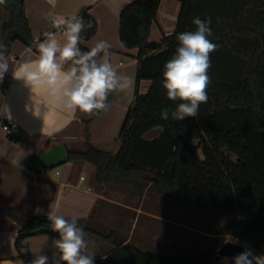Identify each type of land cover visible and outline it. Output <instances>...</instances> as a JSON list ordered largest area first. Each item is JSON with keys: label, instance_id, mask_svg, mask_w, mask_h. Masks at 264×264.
Returning a JSON list of instances; mask_svg holds the SVG:
<instances>
[{"label": "trees", "instance_id": "1", "mask_svg": "<svg viewBox=\"0 0 264 264\" xmlns=\"http://www.w3.org/2000/svg\"><path fill=\"white\" fill-rule=\"evenodd\" d=\"M161 1L134 0L120 14V40L126 48L138 49L139 67L135 99L118 137L117 155L89 143L85 151L66 149L65 163L91 164L107 184L135 182L141 192L148 188L168 195L209 220H232L233 238L264 255V132L257 131L264 128V0H182L175 32L154 43L149 36ZM5 5L10 20L2 25L0 43L5 48L0 51L6 58L12 44L20 41L38 53L24 0H6ZM79 16L92 24L81 33L83 40H89L98 23L86 13ZM197 16L211 17L213 35L209 39L219 46L210 54L208 100L200 105L197 117L164 120L161 110L178 103L168 100L162 87L164 64L179 46L177 35L195 30L192 20ZM78 47L89 50L80 43ZM144 80L151 81L146 94L140 92ZM1 93L0 88V97ZM110 100L111 94L108 103ZM156 128L161 129L160 134L146 140L145 135ZM17 220V255L23 264H30L27 239L40 235L58 238V234L51 231L47 216ZM78 224L88 233L87 238L110 247L94 257L95 264H213L217 253L213 250L188 258L163 255L126 240L118 242L115 232L103 234L86 220H78Z\"/></svg>", "mask_w": 264, "mask_h": 264}, {"label": "crops", "instance_id": "2", "mask_svg": "<svg viewBox=\"0 0 264 264\" xmlns=\"http://www.w3.org/2000/svg\"><path fill=\"white\" fill-rule=\"evenodd\" d=\"M133 1L24 0L25 16L34 39H39L44 32H55L57 39L63 43L64 29L53 28L54 18L67 19L83 13L93 17L98 23L96 34L89 40L81 38L79 43L90 49L97 41H108L111 45L107 53L110 62L121 75L131 76L134 86L126 92L111 93L107 112L92 116L79 111L73 113L51 102L40 89H34L23 79L15 78L14 73L19 65L33 62L39 54L27 52L28 46L20 41L12 44L11 54L5 58L8 71L0 81V125L5 120L14 122L21 129V139L15 142L0 126V264H23L15 248L20 229L17 219L47 216L51 208L65 218L79 217V220H86L90 225L112 214L110 216L115 217L117 223H131L132 232L142 218H154L160 224L172 227L180 225L174 219L154 213L151 207H145L147 189L136 205L117 202L111 195L119 194L123 183H105L97 177L91 164L68 162L52 169L45 179H39L36 173L25 168V162L31 156L40 155L59 144L68 150L85 151L90 143L97 150L117 155L120 149L118 137L128 108L135 99L139 67L138 49L126 48L119 37L120 14ZM2 5L0 14L3 12ZM181 10L182 0H162L149 41L159 43L173 35ZM84 20L88 22L87 18ZM2 25L0 20L1 28ZM71 66V62H66L65 70ZM150 86L151 81H142L140 92L148 93ZM56 171L60 173L58 176L55 175ZM81 177H85V180L81 181ZM87 187L91 188L90 192L86 190ZM154 203L160 202L156 200L150 204ZM55 239L58 238L54 235L28 238L26 242L31 258L42 254L49 257L48 264H62L58 254L55 262L53 260V253L57 252L53 243ZM126 241L131 242L132 237Z\"/></svg>", "mask_w": 264, "mask_h": 264}, {"label": "clouds", "instance_id": "3", "mask_svg": "<svg viewBox=\"0 0 264 264\" xmlns=\"http://www.w3.org/2000/svg\"><path fill=\"white\" fill-rule=\"evenodd\" d=\"M6 0H0V5ZM194 31H184L177 35L179 46L175 54L164 64L162 87L167 99L176 103L175 108L164 107L161 119L182 121L186 117H197L199 107L208 100L207 89L211 84L210 54L218 49L209 37L213 35L211 17L193 18ZM52 26L63 28L64 42L55 32H44L42 40L33 41L38 58L31 63H22L14 73L16 79H23L34 89H40L51 102L73 113L79 111L88 116L107 112L108 98L114 92H126L134 86L131 76L121 75L108 57L111 45L100 40L87 51H81L78 44L81 33L91 28L79 15L67 19L54 18ZM5 45L0 43V50ZM31 53L33 48L26 49ZM103 54L98 60L97 57ZM72 66L65 70V63ZM8 63L0 51V81L8 71ZM258 132H264L259 127ZM40 211L39 209L37 210ZM79 217L65 218L55 208L47 213L52 232L58 234L54 240L57 258L62 264H95V253L89 251L88 233L78 224ZM227 259V258H225ZM234 264H264V255L254 254L251 248L232 257ZM47 255L36 254L30 264H48Z\"/></svg>", "mask_w": 264, "mask_h": 264}, {"label": "rangeland", "instance_id": "4", "mask_svg": "<svg viewBox=\"0 0 264 264\" xmlns=\"http://www.w3.org/2000/svg\"><path fill=\"white\" fill-rule=\"evenodd\" d=\"M3 12L0 14V20L6 23L10 20V11L8 7L3 4ZM2 28L0 27V34ZM161 132L160 128L151 130L145 135L146 140L156 138ZM120 187L122 190L119 194L111 195L117 202L124 204L136 205L139 202L141 192L139 184L135 182L125 181ZM116 185V184H115ZM147 199L145 207H151L154 213L162 215L168 219L178 221L180 225L167 226L160 224L156 219L142 218L141 221L134 228L131 223H117V219L113 216L104 218L103 221L92 224L96 230L103 234H110L113 230L116 232V240L122 242L132 237V243L151 251L163 255H172L177 257H200L209 254L211 251L216 252L227 242L241 244L233 238L231 234L234 222L232 220L212 221L201 214L192 207L180 203L168 195H160L153 189L146 190ZM159 195V196H158ZM110 196V197H111ZM160 202L162 205L150 203L154 201ZM131 218H129L130 220ZM89 241V251L95 253V256L103 255L109 250V246L103 242L87 238ZM245 245V244H241ZM251 248L248 245H245ZM254 254L258 255L256 251L251 248ZM219 264V263H218Z\"/></svg>", "mask_w": 264, "mask_h": 264}, {"label": "water", "instance_id": "5", "mask_svg": "<svg viewBox=\"0 0 264 264\" xmlns=\"http://www.w3.org/2000/svg\"><path fill=\"white\" fill-rule=\"evenodd\" d=\"M153 56H151L152 58ZM20 136H14L13 140L15 142H20ZM68 152L66 148L59 144L55 148H52L40 155L31 156L25 162V168L34 172V173H42L48 169H54L67 161ZM245 248H248L245 245L227 242L223 245L216 253L215 260L213 264H218L220 259H225L224 264H234L232 257L243 252Z\"/></svg>", "mask_w": 264, "mask_h": 264}, {"label": "built area", "instance_id": "6", "mask_svg": "<svg viewBox=\"0 0 264 264\" xmlns=\"http://www.w3.org/2000/svg\"><path fill=\"white\" fill-rule=\"evenodd\" d=\"M36 40H40V39H35V41ZM0 126H1L2 130L7 134V136L9 138L12 139L14 136H20L21 137V129L14 122H12L10 120H5V121L1 122ZM51 171H52V169H48V170L43 171L42 173H36V176L39 179H45V178H48L50 176V172ZM59 174L60 173L58 171L55 172L56 176H58ZM84 180H85V177H81V181H84ZM86 190L90 192L91 188L87 187Z\"/></svg>", "mask_w": 264, "mask_h": 264}, {"label": "flooded vegetation", "instance_id": "7", "mask_svg": "<svg viewBox=\"0 0 264 264\" xmlns=\"http://www.w3.org/2000/svg\"><path fill=\"white\" fill-rule=\"evenodd\" d=\"M218 263H219V264H224V263H225V259H223V258L220 259V260L218 261Z\"/></svg>", "mask_w": 264, "mask_h": 264}]
</instances>
